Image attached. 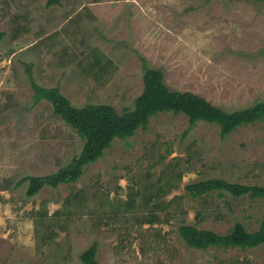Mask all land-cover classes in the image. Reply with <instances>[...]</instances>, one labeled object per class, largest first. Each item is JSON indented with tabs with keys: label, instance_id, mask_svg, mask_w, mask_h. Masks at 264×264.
I'll list each match as a JSON object with an SVG mask.
<instances>
[{
	"label": "rangeland",
	"instance_id": "374dc122",
	"mask_svg": "<svg viewBox=\"0 0 264 264\" xmlns=\"http://www.w3.org/2000/svg\"><path fill=\"white\" fill-rule=\"evenodd\" d=\"M0 31V264H85L93 242L99 264H264V244L197 249L179 233L181 223L259 227L260 199L192 196L186 185L213 176L264 184V121L222 137L200 120L184 136L188 116L161 112L114 138L76 182L33 196L28 181L16 185L57 171L83 145L50 101L35 100L31 77L76 106L118 112L143 91L145 63L171 89L228 111L264 100V1L0 0Z\"/></svg>",
	"mask_w": 264,
	"mask_h": 264
},
{
	"label": "trees",
	"instance_id": "16d2710c",
	"mask_svg": "<svg viewBox=\"0 0 264 264\" xmlns=\"http://www.w3.org/2000/svg\"><path fill=\"white\" fill-rule=\"evenodd\" d=\"M59 1L48 0V4ZM4 35L5 32L0 31V40ZM95 64L97 62L93 63ZM144 67V89L135 99L134 107L123 112H118L109 103H87L76 106L59 86L39 85L31 77L35 100L40 101L45 98L50 101L54 112L60 115L83 139V145L80 152L57 171L44 175H25L17 181L16 185L20 186L28 181L27 195L33 196L45 185L57 187L62 183L76 182L83 175L85 167L98 160L104 154V150L111 146L114 138L131 137L138 128H145L152 116L161 112L184 113L188 116L189 126L184 130V136H187L189 130L200 120L219 125L222 137L227 136L239 126L264 121V100H257L247 107L228 111L198 93L171 89L165 83L161 69L146 63ZM186 189L192 196L208 194L215 190H218V193L227 191L236 197L247 194L252 198L260 199L264 205V184L233 182L213 176L191 182L186 185ZM74 195L77 197L76 194ZM66 202L70 204L71 199L68 197ZM155 221V217L151 216L145 222L154 223ZM179 233L192 248H254L264 244V214L259 227L255 230H248L240 221H237L225 233L201 228L192 223H181ZM97 248V242H93L80 254V259L85 264H99Z\"/></svg>",
	"mask_w": 264,
	"mask_h": 264
},
{
	"label": "crops",
	"instance_id": "0c3cea01",
	"mask_svg": "<svg viewBox=\"0 0 264 264\" xmlns=\"http://www.w3.org/2000/svg\"><path fill=\"white\" fill-rule=\"evenodd\" d=\"M21 243V242H20Z\"/></svg>",
	"mask_w": 264,
	"mask_h": 264
}]
</instances>
